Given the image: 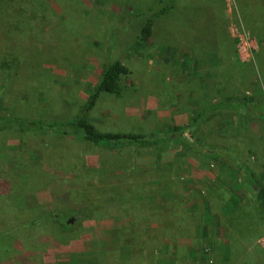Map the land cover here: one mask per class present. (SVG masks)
Wrapping results in <instances>:
<instances>
[{
	"label": "rangeland",
	"instance_id": "1",
	"mask_svg": "<svg viewBox=\"0 0 264 264\" xmlns=\"http://www.w3.org/2000/svg\"><path fill=\"white\" fill-rule=\"evenodd\" d=\"M36 1L37 32L0 35V264H264L249 174L264 178V0ZM159 1L154 35L134 41L144 19L132 16ZM112 34L132 41L128 73L87 118L159 142L9 125L80 115ZM215 104L231 107L207 114Z\"/></svg>",
	"mask_w": 264,
	"mask_h": 264
},
{
	"label": "trees",
	"instance_id": "2",
	"mask_svg": "<svg viewBox=\"0 0 264 264\" xmlns=\"http://www.w3.org/2000/svg\"><path fill=\"white\" fill-rule=\"evenodd\" d=\"M243 1L247 2V0ZM170 2L171 5H175L174 0H170ZM164 3V1H159L156 6L148 9L147 11L136 13L132 16V20L127 25H131V23H134L138 19H144L141 27H138L137 29L133 39L134 41H147L152 38L157 19L161 15H164L167 10V7L163 6ZM39 11L40 7L36 0H0V35L14 33L15 30L20 32H37L34 30L38 28L41 22L40 19H42ZM113 35L114 34H112L110 40L113 51L112 59L104 67L100 80L94 86L93 91L89 95L88 101L86 102L80 115L67 123L45 125L43 122L27 121V119L17 118L15 120H9V125H13V127L20 128L22 130L39 131L41 133H48L51 131L56 134L74 136L97 145L111 148L133 144L147 145L154 143V141L155 143L159 142V139H156V136H152V139H150L144 134L104 133L98 130V128L89 122L87 118L88 112L96 106L97 101L102 94L108 93L117 96L122 93L121 78L128 73V68L123 64L120 56L123 52L122 50H124V48L126 49V46H130L129 44L132 41L127 44L119 43V41H116L117 39L113 38ZM13 58L12 62H8L3 65L5 73L11 72L16 65L18 58ZM229 107H231V104H228L227 106H223V104H215L211 106L207 114L213 115L217 113L218 110ZM5 121V119L0 118V128L3 127ZM179 130L182 129L177 126L173 133L178 132ZM233 171L234 173L237 172L235 170ZM249 174L251 175L253 198L256 201L259 213L264 219V178L261 179L256 177L255 173L252 171H249ZM77 216L79 217H76L79 222L83 221L85 218V215L81 216L78 214ZM62 223L70 230L74 228V225H70V221L66 218H62Z\"/></svg>",
	"mask_w": 264,
	"mask_h": 264
}]
</instances>
